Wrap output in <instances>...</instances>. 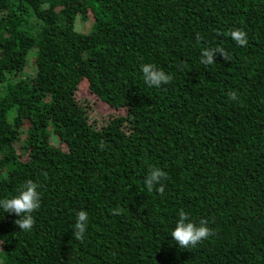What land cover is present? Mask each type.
Masks as SVG:
<instances>
[{
	"label": "trees",
	"instance_id": "1",
	"mask_svg": "<svg viewBox=\"0 0 264 264\" xmlns=\"http://www.w3.org/2000/svg\"><path fill=\"white\" fill-rule=\"evenodd\" d=\"M29 179L35 224L0 208V264H264V0H0V199ZM181 210L214 234L181 249Z\"/></svg>",
	"mask_w": 264,
	"mask_h": 264
},
{
	"label": "clouds",
	"instance_id": "2",
	"mask_svg": "<svg viewBox=\"0 0 264 264\" xmlns=\"http://www.w3.org/2000/svg\"><path fill=\"white\" fill-rule=\"evenodd\" d=\"M229 35L231 39L240 46H246L248 44L247 33L243 29L235 28L229 32ZM217 53H219L224 60L231 61L229 54L222 48H204L201 50L200 63L205 66L213 64L216 62L214 57ZM140 67L143 80L150 87L159 88L162 85H167L172 80L171 75L167 74L162 69L157 68L155 64L143 63ZM227 95L232 101L238 100L235 91H230ZM165 177L166 173L163 170L155 166H150L148 173L144 178L146 189L149 192L155 190L163 194L164 186L161 184V181ZM37 189V183L29 179L23 184L17 194L0 199V208H2L4 212L15 213L16 216L19 217V219L15 220V223L19 226L20 230L30 231L35 224V219L32 213L40 208L41 200L40 193ZM111 213L113 215H118L121 213V209L117 207L112 209ZM87 221L88 213L85 210H79L76 213V223L72 233L76 240L83 241L87 229ZM213 234V230L208 227L206 220L202 219L199 222V225H197L188 219L187 213L181 210L176 225L171 232V237L181 249H191L202 240L208 239Z\"/></svg>",
	"mask_w": 264,
	"mask_h": 264
},
{
	"label": "rangeland",
	"instance_id": "3",
	"mask_svg": "<svg viewBox=\"0 0 264 264\" xmlns=\"http://www.w3.org/2000/svg\"><path fill=\"white\" fill-rule=\"evenodd\" d=\"M79 20H77L78 23ZM90 89L88 87V82L86 80H83L80 83V92L85 96H91L92 97V101H91V106H92V111L93 114H99L101 112L105 111L106 108V104L100 100L95 94H90Z\"/></svg>",
	"mask_w": 264,
	"mask_h": 264
}]
</instances>
